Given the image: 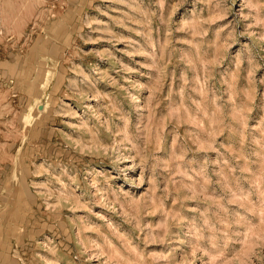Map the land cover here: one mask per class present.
I'll return each instance as SVG.
<instances>
[{"label": "rangeland", "instance_id": "1", "mask_svg": "<svg viewBox=\"0 0 264 264\" xmlns=\"http://www.w3.org/2000/svg\"><path fill=\"white\" fill-rule=\"evenodd\" d=\"M0 264H264V0H0Z\"/></svg>", "mask_w": 264, "mask_h": 264}, {"label": "bare ground", "instance_id": "2", "mask_svg": "<svg viewBox=\"0 0 264 264\" xmlns=\"http://www.w3.org/2000/svg\"><path fill=\"white\" fill-rule=\"evenodd\" d=\"M42 108V107H41ZM38 110H40V109H38Z\"/></svg>", "mask_w": 264, "mask_h": 264}]
</instances>
